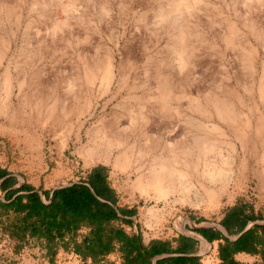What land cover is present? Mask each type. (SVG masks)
<instances>
[{
    "label": "rangeland",
    "instance_id": "obj_1",
    "mask_svg": "<svg viewBox=\"0 0 264 264\" xmlns=\"http://www.w3.org/2000/svg\"><path fill=\"white\" fill-rule=\"evenodd\" d=\"M183 8L174 7V0H0V46L4 41L7 45L0 62V165L23 184L49 194L56 185L85 182L92 168L104 167L117 204L134 211L144 240L173 238L191 220L218 222L235 204L244 205L254 220H264V127L255 146L250 138L232 152L226 142L240 127L220 135L208 126L221 117L214 98L228 99L236 112L247 115L259 100L261 72L246 66L250 59L246 62L245 51L256 43L249 23L264 35V0H196ZM108 54L119 81L104 92L99 74L87 82L83 72L88 64L99 71ZM71 78H79L74 80L77 92L67 91ZM63 104L71 105L70 112H62ZM113 117L123 125L136 122L133 141L139 124L145 125L139 117L149 119L141 127L148 133L167 127L180 136L186 127L197 126V134L217 147V154L209 153L207 159L232 154L225 192L214 203L196 206L176 194L165 199L142 192L135 180L150 168L152 155L136 158L138 172L104 162L86 165L79 150L93 136L88 131ZM0 200H5L1 188ZM111 226L133 230L132 224L120 221ZM15 245L0 229V264H96L69 251L49 260L34 242L19 249ZM242 257L241 264H263L259 255ZM121 261L118 253H111L97 264Z\"/></svg>",
    "mask_w": 264,
    "mask_h": 264
},
{
    "label": "bare ground",
    "instance_id": "obj_2",
    "mask_svg": "<svg viewBox=\"0 0 264 264\" xmlns=\"http://www.w3.org/2000/svg\"><path fill=\"white\" fill-rule=\"evenodd\" d=\"M195 1L196 0H174V7L181 5L188 9L190 3L192 4ZM250 1L261 2L262 0ZM248 28L254 34L256 43L250 45L245 51V60L247 62L248 59H250V61L246 63V66L252 71L261 72L257 84L259 100L254 102L249 108V113L247 115L245 112H236L230 106L228 99H223L221 101L212 98L214 100L213 106L221 117L217 122H211L208 125L210 130L217 131L220 135H231L233 126L240 127V130L234 135L233 139L226 142V145L232 152H236L238 147L243 148L245 142L250 138V141L255 146L257 142L261 140L260 132L264 127V35H260L259 32H256V28L252 23L248 24ZM5 46L7 47L4 41L0 46V62L3 58ZM257 60L260 62L258 63ZM96 74H99L101 77L104 86L103 91H110L111 85L115 81H119L113 56L108 54L105 57L99 71H97L94 66L88 64L83 72V79L87 82L94 81ZM3 79L6 90H9L10 76L6 71L3 74ZM77 79L79 78H75L74 80L77 81ZM74 80L72 78L67 80V89H69L67 91H72L74 89V91L76 90L75 92H77L78 88H76V82ZM17 81L18 87L21 88L24 84V78L18 79ZM222 97L220 99H222ZM68 105L63 104L61 109L62 112H70L71 107H68ZM51 107H49V114L52 113ZM204 107L205 106H203V108ZM139 118L142 119V122L144 121L143 123L145 125L149 121V119L145 117ZM141 121L139 120V123ZM81 123L79 119L76 124L78 130L81 127ZM135 123L136 122H128L126 125L120 124L118 122V117H113L111 120L109 119L106 121L101 119L98 124L95 125V128H92L93 130L90 129L88 131V133H90V131L93 132V136L83 144L79 150V154L83 158L84 163L87 165L95 162H104L111 164L113 168L118 167L121 170L135 169L138 172L139 168H137L138 166L135 167L134 162H136L137 159H142V157L144 158L145 156L152 155L150 168L147 172H139L135 180L136 188L142 192L148 195L152 192L155 197L165 199L168 196L176 194L180 200L193 206L203 204L206 200L208 203H214L216 197L221 196L223 192H225L224 187L227 182L229 183L231 180V172L228 170V164L233 161L232 154L230 156L221 157L219 161L207 159L208 156L206 157V155L216 152L217 147L215 143L209 142L197 134V126L184 128L185 130H183V133L179 136L174 133V129H168L167 127L159 129L158 132L150 131L151 133H148L149 131H146L147 129L144 130L141 128L145 126L144 124V126H142L141 123L138 129L140 130V134H138V137H135L136 139L133 141L132 136L134 137L137 130V128H135ZM204 127L207 126L204 125ZM151 128H153V125ZM154 129H156V127ZM252 138H254V140H252ZM262 160L264 171V154ZM202 161H204V164L203 168L200 169L199 164ZM216 182H219L220 185L214 186L213 184Z\"/></svg>",
    "mask_w": 264,
    "mask_h": 264
},
{
    "label": "trees",
    "instance_id": "obj_3",
    "mask_svg": "<svg viewBox=\"0 0 264 264\" xmlns=\"http://www.w3.org/2000/svg\"><path fill=\"white\" fill-rule=\"evenodd\" d=\"M7 173L0 169V177ZM89 185L96 195L117 202L114 190L107 182L104 167L96 166L87 174ZM17 183L15 177H9L1 184L5 191V200H0V229L16 241V248L34 242L44 250V256L53 260L60 249L72 252L83 260L90 258L92 263H100L103 258L118 247L121 264H152L150 257L170 252L169 241L152 240L142 243V237L129 235L120 228L111 226V220H117L116 211L108 204L100 202L91 189L83 184H74L54 190L49 203H44L34 188L23 184L20 190L27 191L17 195L18 190L10 189ZM33 191V192H32ZM49 199V191H45ZM124 215H133L131 209L120 208ZM257 219L247 213L244 205L235 204L226 209L221 223L231 234L239 233L248 221ZM129 223L128 220H123ZM83 233H80L81 230ZM211 231V230H210ZM209 241L221 239L218 244V258L221 264H240L234 254L244 252L259 255L264 264V225H256L232 242L220 233L202 230ZM193 247L192 240L180 243L179 250L188 252ZM194 258L177 256L158 259L155 264H189Z\"/></svg>",
    "mask_w": 264,
    "mask_h": 264
},
{
    "label": "crops",
    "instance_id": "obj_4",
    "mask_svg": "<svg viewBox=\"0 0 264 264\" xmlns=\"http://www.w3.org/2000/svg\"><path fill=\"white\" fill-rule=\"evenodd\" d=\"M0 169H4V167L3 166H1L0 165ZM6 171H7V173L4 175V176H2V177H0V179H2V178H4V180H6L7 178H9V177H15L16 179H17V183H20L21 181H20V179L18 178V177H16L17 176V174H15V173H12V172H10V171H8L7 169H6ZM16 183V184H17ZM15 184V185H16ZM15 185H13V186H15ZM22 185H23V183H22ZM12 186V187H13ZM12 187L10 188V189H12ZM13 190H15V189H13ZM17 193V192H16ZM15 193V194H16ZM14 194V195H15ZM13 195V196H14ZM99 197V196H98ZM101 198V197H100ZM104 199V198H103ZM106 200V199H105ZM109 201V200H108ZM101 202V201H100ZM111 202V201H110ZM103 203V202H102ZM112 203V202H111ZM106 204V203H105ZM115 207H116V209L115 208H113L111 205V207L116 211V213H117V216L119 217V219H117V220H111L110 221V224H113V223H115L116 221H120V222H122V223H125V222H123V220H128L129 221V224H132V227H133V230H132V232H129V231H127L126 229H125V227H115V228H120V229H122L123 231H125L127 234H129V235H132V234H134V235H136V236H139V231H138V233L134 230V223H135V220H134V216H132V215H124V214H122V212L120 211V205H118L117 204V202L116 203H112ZM109 205V204H108ZM226 212V211H225ZM225 212H224V214H223V216H222V218L224 217V215H225ZM119 213H121V215H119ZM222 218L220 219V221H218L217 223H220V224H222L221 223V220H222ZM187 225H188V230H190V231H194V232H197L198 234H200L202 237H204L205 238V236L201 233L202 232V230H205V231H209V232H211V233H213L214 232V230L215 231H217V232H219L220 233V235H219V237L220 236H224V237H226L225 236V234L223 233V231L220 229V228H217V227H212V226H209V227H207V226H203L204 224H206V223H203V222H200L199 220L197 221H194V220H191V221H189L188 223H186ZM193 225H196V226H193ZM223 225V224H222ZM225 227V226H224ZM227 229V228H226ZM211 230V231H210ZM229 232V231H228ZM230 233V232H229ZM231 234V233H230ZM183 239L184 240H186V239H188V240H192L193 241V247L188 251V252H182L181 250H179V246H180V243L183 241ZM209 243L208 244H206L204 241H202L200 238H198L195 234H192V233H187V232H179V233H177V235L175 236V237H173V238H162V237H156V238H152V239H147V240H144L143 238H142V243L144 244V245H146V244H148L149 242H151L152 240H162V241H169V243H170V247H171V249H170V252H165V253H161V254H166V256L165 257H177V256H184V257H189V258H194L195 259V262L194 263H189V264H221V260L218 258V251H217V244L216 243H218L219 244V242L221 241V239H217V238H214L213 240H211V241H209L207 238H205ZM206 251V252H204V253H202V251ZM58 253L59 254H62V253H64V250H62V249H60L59 251H58ZM57 253V254H58ZM111 253H118L119 255H120V257H121V253L119 252V250H118V247H116L115 248V250L114 251H112ZM111 253H109V254H107L106 256H108V255H110ZM157 255H160V254H157ZM157 255H155V256H157ZM242 255H244V256H247L248 255V253H244V252H238V253H235L234 254V258H235V260L236 261H239V262H242L243 261V259L245 260V257H242ZM105 256V257H106ZM154 257V256H153ZM165 257H162V258H165ZM121 259H122V257H121ZM161 259V258H160ZM152 261V260H151ZM157 261V260H156ZM156 261L155 262H153L152 261V264H155L156 263ZM122 262V261H121ZM121 262L119 263V264H121ZM241 264V263H240Z\"/></svg>",
    "mask_w": 264,
    "mask_h": 264
},
{
    "label": "water",
    "instance_id": "obj_5",
    "mask_svg": "<svg viewBox=\"0 0 264 264\" xmlns=\"http://www.w3.org/2000/svg\"><path fill=\"white\" fill-rule=\"evenodd\" d=\"M18 177H20V176H18ZM20 181H21L20 183H17L15 186L12 187V189L18 190L17 193L12 197V199L15 198L17 195L27 193V191L20 190V187L22 186V183H23V179L21 178ZM3 182H4V178L0 179V186H1V184H2ZM79 183H83V184L87 185V186L91 189L93 195H95V197H96L99 201H101V202H103V203H106V204H109V205H111L113 208L116 209V207H115L110 201L98 197V196L96 195L95 191L93 190V188L89 185V183H88V182H84V181H74V182L63 183V184H60V185H56V186H54V187L51 189V191H50L49 199H47V196L45 195L44 192H41V191H39V190H33V191H36V192H38V193L40 194V196H41V198H42V201H43L44 203H49V202H50V198H51V196H52V194H53V192H54L55 189H57V188H62V187H67V186H71V185L79 184ZM33 191H32V192H33ZM119 215H121V213H119ZM257 224H258V225H259V224L264 225V220H252V221H248L247 224L244 226V228H243L239 233H237V234H235V235H231V234L228 232V230L226 229V227H224V225H222V224H220V223H217V222H215V223H206V224H204L203 226H204V227H205V226H207V227L212 226V227L220 228V229L223 231V233L225 234L226 238H227L228 240L234 242V241H236L237 239H239V238H240L245 232H247L248 230H250L252 227H254V226L257 225ZM193 226H196V225H193ZM134 230L138 233V230H137V227H136L135 223H134ZM184 232L195 234L198 238H200V239H201L202 241H204L206 244L209 243L204 237H202V236H201L200 234H198L197 232L190 231V230H188V229H185ZM204 252H206V251H205V250L202 251V253H204ZM165 256H166V254H160V255H157V256H154V257H150V259H151L153 262H155L156 260H158V259H160V258H162V257H165Z\"/></svg>",
    "mask_w": 264,
    "mask_h": 264
}]
</instances>
